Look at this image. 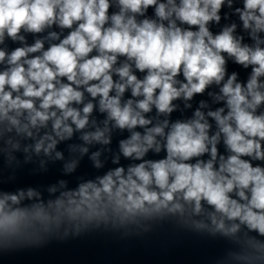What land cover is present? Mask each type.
I'll return each mask as SVG.
<instances>
[{"label": "clouds", "instance_id": "obj_1", "mask_svg": "<svg viewBox=\"0 0 264 264\" xmlns=\"http://www.w3.org/2000/svg\"><path fill=\"white\" fill-rule=\"evenodd\" d=\"M17 153L96 174L0 191V246L168 222L264 264V0H0V156Z\"/></svg>", "mask_w": 264, "mask_h": 264}]
</instances>
